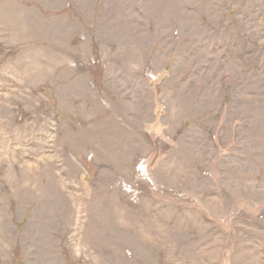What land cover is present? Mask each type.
<instances>
[{
    "label": "rangeland",
    "instance_id": "1",
    "mask_svg": "<svg viewBox=\"0 0 264 264\" xmlns=\"http://www.w3.org/2000/svg\"><path fill=\"white\" fill-rule=\"evenodd\" d=\"M0 264H264V0H0Z\"/></svg>",
    "mask_w": 264,
    "mask_h": 264
},
{
    "label": "bare ground",
    "instance_id": "2",
    "mask_svg": "<svg viewBox=\"0 0 264 264\" xmlns=\"http://www.w3.org/2000/svg\"><path fill=\"white\" fill-rule=\"evenodd\" d=\"M149 2V1H148ZM150 3V2H149ZM152 4V3H151ZM150 9V8H149Z\"/></svg>",
    "mask_w": 264,
    "mask_h": 264
}]
</instances>
